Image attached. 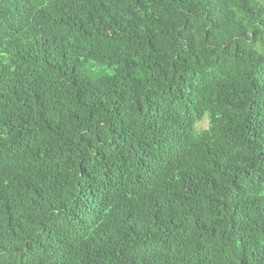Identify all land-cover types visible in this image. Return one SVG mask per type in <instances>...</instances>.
I'll return each instance as SVG.
<instances>
[{"label": "trees", "instance_id": "trees-1", "mask_svg": "<svg viewBox=\"0 0 264 264\" xmlns=\"http://www.w3.org/2000/svg\"><path fill=\"white\" fill-rule=\"evenodd\" d=\"M0 264H264V0H0Z\"/></svg>", "mask_w": 264, "mask_h": 264}, {"label": "rangeland", "instance_id": "rangeland-1", "mask_svg": "<svg viewBox=\"0 0 264 264\" xmlns=\"http://www.w3.org/2000/svg\"><path fill=\"white\" fill-rule=\"evenodd\" d=\"M207 127V124L205 123L204 125H203V128H206Z\"/></svg>", "mask_w": 264, "mask_h": 264}]
</instances>
